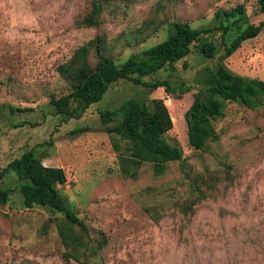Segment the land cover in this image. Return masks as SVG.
I'll return each mask as SVG.
<instances>
[{
	"label": "rangeland",
	"instance_id": "obj_1",
	"mask_svg": "<svg viewBox=\"0 0 264 264\" xmlns=\"http://www.w3.org/2000/svg\"><path fill=\"white\" fill-rule=\"evenodd\" d=\"M92 1L0 0V172L30 149L45 165L62 167L67 185L60 191L88 229L86 235L73 225L81 242L62 243L63 216L22 207L16 179L5 175L0 188L11 195L0 204V264H264V107L227 103L214 122L217 136L197 150L188 145L184 119L195 88L169 95L120 80L78 118L56 114L50 103L71 89L58 66L91 39L121 63L164 40L174 21L206 26L217 10L244 3L247 21L257 24L264 19L257 0H111L90 26ZM212 38L219 46V34ZM191 48L175 71L143 80L190 84L197 70L217 61ZM96 61L91 51L88 63ZM223 62L264 80V28ZM129 97L160 98L172 117L165 136L179 144L182 159L161 174L149 163L134 178L121 173L98 109ZM10 105L30 110L10 113Z\"/></svg>",
	"mask_w": 264,
	"mask_h": 264
},
{
	"label": "trees",
	"instance_id": "obj_2",
	"mask_svg": "<svg viewBox=\"0 0 264 264\" xmlns=\"http://www.w3.org/2000/svg\"><path fill=\"white\" fill-rule=\"evenodd\" d=\"M107 1L111 0L92 1L91 12L86 17L88 25H97L96 17ZM257 3L259 10L264 12V0H257ZM263 28L264 19L257 24L249 23L245 5L239 3L230 9L217 10L212 23L206 26L191 27L187 23L172 22L164 40L137 55H130L121 63L103 54L100 39H91L78 47L68 63L58 66L59 73L70 81L71 89L59 97H52L50 103L56 114L78 118L91 104L102 100L109 87L120 80L142 86L148 92L162 88L169 95H180L195 88L193 100L184 112L187 142L194 149H204L207 141L217 136L214 122L224 116L227 103L234 102L251 110L264 107V80L233 72L223 62L243 41L256 37ZM217 34L219 46L212 38ZM192 45L202 58L217 57V61L197 70L190 84L173 85L169 78L143 80L161 70L175 71L176 63L191 53ZM91 51L97 58L93 66L88 63ZM186 66L184 62L183 67ZM2 109L0 103V111ZM8 110L14 113L30 108L10 105ZM98 113L105 132L111 135V145L118 154L124 176L136 177L144 163H149L155 174H161L167 163L182 159L179 144L166 139L173 121L162 99L129 97L113 109H98ZM8 174L16 179L14 190L19 194L22 207L39 206L63 216L68 226L57 227L62 243L78 245L81 242L73 225L88 234L84 220L70 208L67 197L60 191L59 185L66 181L62 167L45 165L30 149L10 160L1 170L0 178ZM10 195L9 188H0V204L7 203ZM64 257L69 259L75 255L65 254Z\"/></svg>",
	"mask_w": 264,
	"mask_h": 264
},
{
	"label": "built area",
	"instance_id": "obj_3",
	"mask_svg": "<svg viewBox=\"0 0 264 264\" xmlns=\"http://www.w3.org/2000/svg\"><path fill=\"white\" fill-rule=\"evenodd\" d=\"M63 185H67V181H65L61 186H63Z\"/></svg>",
	"mask_w": 264,
	"mask_h": 264
}]
</instances>
